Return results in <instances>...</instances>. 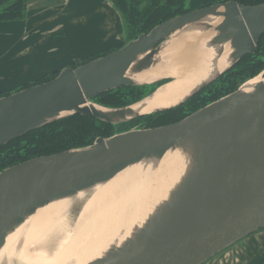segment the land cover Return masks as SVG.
Returning <instances> with one entry per match:
<instances>
[{
  "label": "water",
  "instance_id": "1",
  "mask_svg": "<svg viewBox=\"0 0 264 264\" xmlns=\"http://www.w3.org/2000/svg\"><path fill=\"white\" fill-rule=\"evenodd\" d=\"M202 33L212 34L203 43L212 51L211 76L174 105L148 112H141L146 105L135 108L171 80L139 82V75L168 65L163 54L173 39ZM262 35L264 3L245 6L229 0L175 16L105 56L1 97L0 146L72 115L116 125L170 110L253 54ZM222 57L226 65L216 69ZM256 77L260 81L245 86ZM251 79L179 122L100 137L90 146L1 171L0 248L37 209L104 183L133 164L159 158L170 148L189 160L183 177L125 243L86 264H203L264 228V70ZM161 81L152 93L125 107L92 101L119 87Z\"/></svg>",
  "mask_w": 264,
  "mask_h": 264
},
{
  "label": "bare ground",
  "instance_id": "2",
  "mask_svg": "<svg viewBox=\"0 0 264 264\" xmlns=\"http://www.w3.org/2000/svg\"><path fill=\"white\" fill-rule=\"evenodd\" d=\"M211 33L173 39L163 61L139 75V82L168 77L143 103L141 112L176 104L212 74ZM227 53V49L224 55ZM225 57V56H223ZM223 57L215 66L226 65ZM214 67V68H215ZM260 81L256 77L245 86ZM188 158L170 148L159 158L129 166L110 180L37 209L0 248V264H86L118 249L156 212L185 174Z\"/></svg>",
  "mask_w": 264,
  "mask_h": 264
},
{
  "label": "trees",
  "instance_id": "3",
  "mask_svg": "<svg viewBox=\"0 0 264 264\" xmlns=\"http://www.w3.org/2000/svg\"><path fill=\"white\" fill-rule=\"evenodd\" d=\"M30 0H11L0 5V22L21 21L26 17V6ZM187 0H111L120 14L124 41L88 57L76 59L70 67L90 62L120 48L142 33L175 16L191 10L224 3L229 0H208L196 8H187ZM253 6L264 0H235ZM61 69L44 74L32 82L23 83L15 92L48 82ZM264 70V35L258 41L256 51L238 61L214 82L204 87L184 103L161 112L141 116L120 124H110L93 117L72 115L35 129L9 143L0 146V172L4 169L40 156L53 155L71 149L90 146L97 138H109L132 129H148L179 122L202 107L234 92L244 82ZM165 81L143 86H123L97 95L92 101L108 108H121L138 102L152 93ZM13 93V92H11ZM11 93H1L0 98ZM264 229V228H262ZM261 230V229H260ZM264 258L257 264H263Z\"/></svg>",
  "mask_w": 264,
  "mask_h": 264
},
{
  "label": "crops",
  "instance_id": "4",
  "mask_svg": "<svg viewBox=\"0 0 264 264\" xmlns=\"http://www.w3.org/2000/svg\"><path fill=\"white\" fill-rule=\"evenodd\" d=\"M123 41L122 19L111 0H30L23 20L0 22V92L14 93L25 82ZM263 258L261 229L230 246L219 264H256Z\"/></svg>",
  "mask_w": 264,
  "mask_h": 264
},
{
  "label": "rangeland",
  "instance_id": "5",
  "mask_svg": "<svg viewBox=\"0 0 264 264\" xmlns=\"http://www.w3.org/2000/svg\"><path fill=\"white\" fill-rule=\"evenodd\" d=\"M9 1H11V0H8L7 2H9ZM189 1H190V0H187V1H186V7H187V8L190 7V5H189ZM7 2H6V3H7ZM228 249H230V247L227 248V249H225V250L222 251L221 253L217 254V255L214 256L213 258L209 259L208 261H206V262L203 263V264H219V261H220V260L222 261V259H223V254H224ZM256 264H257V263H256Z\"/></svg>",
  "mask_w": 264,
  "mask_h": 264
}]
</instances>
